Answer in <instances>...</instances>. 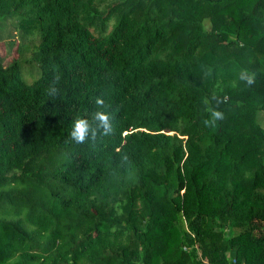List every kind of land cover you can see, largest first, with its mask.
Segmentation results:
<instances>
[{
    "label": "trees",
    "instance_id": "obj_1",
    "mask_svg": "<svg viewBox=\"0 0 264 264\" xmlns=\"http://www.w3.org/2000/svg\"><path fill=\"white\" fill-rule=\"evenodd\" d=\"M111 1L0 0V264H264V0Z\"/></svg>",
    "mask_w": 264,
    "mask_h": 264
},
{
    "label": "clouds",
    "instance_id": "obj_2",
    "mask_svg": "<svg viewBox=\"0 0 264 264\" xmlns=\"http://www.w3.org/2000/svg\"><path fill=\"white\" fill-rule=\"evenodd\" d=\"M256 74L245 72L240 76L241 80L246 81L247 84L251 85L255 82ZM60 81L59 76H55L53 81L50 83L49 87L46 89L47 94L51 97H55L59 94L58 84ZM205 104H208L207 99L204 100ZM96 110L92 113V120L96 122L97 127L93 128L88 119L77 114L72 120V130L69 134V140L74 141L77 144H83L89 136L91 131L92 137L95 138L96 132L98 129H103V135L107 136L114 132L113 120L114 114L106 108L101 110L104 107V98L98 96L95 100ZM208 112L210 113V119L203 121L205 126L215 127L217 121H221L225 118L222 111L217 110V108L208 107Z\"/></svg>",
    "mask_w": 264,
    "mask_h": 264
},
{
    "label": "rangeland",
    "instance_id": "obj_3",
    "mask_svg": "<svg viewBox=\"0 0 264 264\" xmlns=\"http://www.w3.org/2000/svg\"><path fill=\"white\" fill-rule=\"evenodd\" d=\"M112 2H113V0L111 1V3ZM105 5H106V3H105ZM103 10L104 9L102 8V11ZM117 16H118V13L116 14L114 22L117 19ZM111 28L112 27L110 25L106 32H109L111 30ZM244 34H248V36L242 37V42H247V43L253 44L255 39H256V36L252 35L250 32H247V31H245ZM19 42L22 43L23 41L20 40L18 30L16 27H14L13 23H11L10 20L3 22V24L1 23V26H0V53L4 58L5 64L10 62L12 59L18 57L19 53H18L17 47L19 45ZM26 54H25L26 57H28V58L31 57L30 52L26 53ZM241 56L245 57V54L241 53ZM30 71L35 72V69L33 68V63L32 62H25L24 66L22 68L23 76L25 78L30 79L29 78L30 76L28 74ZM251 118L255 123H257L261 128L264 129V109L257 108L256 110H254Z\"/></svg>",
    "mask_w": 264,
    "mask_h": 264
}]
</instances>
